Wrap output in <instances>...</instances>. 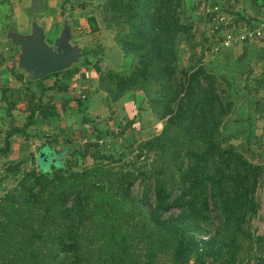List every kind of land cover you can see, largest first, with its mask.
<instances>
[{
  "label": "trees",
  "instance_id": "1",
  "mask_svg": "<svg viewBox=\"0 0 264 264\" xmlns=\"http://www.w3.org/2000/svg\"><path fill=\"white\" fill-rule=\"evenodd\" d=\"M102 13L132 63L125 71H100L98 90L108 105L142 91L163 129L138 142L135 161L84 151L70 137L62 151L53 147L58 138H47L30 154V170L22 168L28 159L10 161L0 182L15 176L17 183L0 201V264H264V234L252 228L264 164L240 149L244 142H232L261 139L248 111L264 91V77L248 84L240 76L256 63L264 76V46L245 41L239 55L222 46L204 61L212 44L198 26L206 17L196 21L185 0H105ZM88 20L91 32L100 30L95 15ZM199 28L203 45L196 41ZM182 43L203 47L183 68ZM83 52L79 63L50 75L70 79L99 54L89 46ZM53 86L31 98L3 88L7 115L23 98L28 114L23 126L12 121L0 158L11 154L13 136L40 137L31 127L49 106L44 95ZM236 111L240 117L230 118ZM149 154V163L138 164ZM87 157L93 164L77 169L78 158Z\"/></svg>",
  "mask_w": 264,
  "mask_h": 264
},
{
  "label": "crops",
  "instance_id": "2",
  "mask_svg": "<svg viewBox=\"0 0 264 264\" xmlns=\"http://www.w3.org/2000/svg\"><path fill=\"white\" fill-rule=\"evenodd\" d=\"M2 1L4 0H0V2ZM45 1L44 5V0H41L43 3L42 9L34 10V0H30V10L33 15L32 19L35 18L36 22L38 17L41 16L42 27L45 28L46 34L47 32L49 33V37L51 40L53 39L52 42L60 36L67 24L72 28L73 39L77 37L79 41L82 40L85 47H93V45L97 44L101 47V52H99L98 56L91 55L89 59L92 62L87 65H81L79 72L74 74L70 79H64L63 75H47L38 80H29L24 75V79L22 80L16 76L22 74L18 67V58L15 60L17 61L16 66L13 64L9 69L1 68L0 78H4V81L0 79V88L3 89L5 86H10L20 89L23 97L27 94L28 98H31L32 93L38 95V92H42L46 87L53 85L55 87L47 90L45 93L44 101L48 102L49 106L37 112L36 125L31 127L32 133L40 137L32 141V138L25 140L21 135L13 136L11 138L12 152L10 155H16L13 158L10 157L12 160H21V156H24L22 153L25 151L29 153L36 152L38 144L42 141H47V138L51 140L58 138L59 145L61 146L63 145V141L70 137L73 142L79 143L84 148V151L96 150L101 153L102 151L99 150L98 146L102 143L103 136L111 133L109 129L105 128L103 130L100 127L101 124L107 125V122L110 123L111 121L105 116H108L110 112L120 107L122 110L126 109V114L127 112L129 113V110L132 113L133 110L136 111L138 105L145 97V95L139 97L142 91L130 92L119 101L108 105L105 100L106 93L98 90L100 71L108 69L125 71L129 69L132 63L130 57L125 56L120 49L115 38V31L106 26L102 13L105 0ZM203 3L208 4V6L220 4L224 8V11L229 16H232L234 23L245 24L248 27H261L264 36V0H185L187 12L193 15L196 12V7L200 9ZM198 13L199 16H203L201 12ZM90 15H95L98 20L100 30L97 32H91L88 20ZM7 24L17 26V23L13 22V19H10ZM0 27H4L2 22H0ZM105 36L106 38L109 36V42H106ZM258 43L264 46V37ZM3 49L5 50V55L11 57L10 62L14 63L12 58L19 57V49L14 47L13 44H6ZM113 55L120 58L121 63L116 64L119 66H114V61L111 58ZM98 59L100 61L96 64ZM55 83H57L56 86ZM1 89L0 93L3 95ZM80 97L83 99L82 106H79L77 101ZM28 98H23L17 104L16 109L12 112L13 115L4 119L3 125L7 127L11 126L14 120L16 125L23 126L28 114L25 111L28 106ZM137 99H140V101L138 102Z\"/></svg>",
  "mask_w": 264,
  "mask_h": 264
},
{
  "label": "rangeland",
  "instance_id": "3",
  "mask_svg": "<svg viewBox=\"0 0 264 264\" xmlns=\"http://www.w3.org/2000/svg\"><path fill=\"white\" fill-rule=\"evenodd\" d=\"M45 3L46 1L44 0V5ZM206 6L209 7L208 4ZM185 8H186V5H185ZM30 9H31L30 0H4L0 2V22L4 24L3 28L0 27L1 28L0 29V71H1V68L9 69V67L13 64L16 66L17 61L15 60L18 58V57H16L15 59L12 58V60H14V63L10 62L11 57L6 56L5 50L3 49L6 46V44L7 45L9 43L12 44L11 39L7 36L9 32L8 29L11 23L7 24V22L10 21V19H13V22L17 23L16 27L19 33L21 34L29 33V31L31 30V26L33 24V19H34V18L32 19L33 15L31 14ZM198 10L196 11L201 12L203 14V4L200 6V9L198 8ZM41 21L42 19L40 16L38 17L37 22L38 24L42 26ZM201 25L198 27L202 28L203 26ZM200 28L197 31L199 35L196 41L203 45L204 44L203 32L200 30ZM46 35H47L46 37L47 43L53 44L52 42L53 39L51 40L48 32ZM263 37L261 38V40L263 39ZM104 38L106 39V42H109L110 40L109 36H107V38L105 36ZM72 43L78 44L83 49L85 47V44L83 43V41L82 40L79 41L77 37H74ZM3 45L5 46L2 48ZM202 45L197 46V48L194 50H191L186 43H182L180 55H179L180 56L179 63L182 68L189 66L191 62L190 61L191 58H196L200 55L201 49L203 48ZM259 45H261V43ZM13 46L16 47L15 45ZM243 47H244V43L231 47V48L235 55H239L243 51ZM93 49L101 52V47L97 44L93 45ZM206 49H207V46H206ZM206 53L207 54L205 56L204 61L213 59L215 52H211L210 49H207ZM127 57H130V56H127ZM111 58L114 61L113 63L114 66H119L116 64L121 63L120 58H118V56H115V55H113ZM130 59L132 61V57H130ZM7 60L9 61L7 62ZM252 68H253L252 71H246L241 76H240V73H238V75L243 78V82H246L249 84L255 78L258 79V78L264 77L262 63H256L252 66ZM0 79H2L1 81H4V78H0ZM5 87H10V86H5ZM2 90L3 89H1V92L3 93ZM141 93L142 94L139 97H142V95H145L143 92ZM263 95H264V91L263 89H261L259 91L258 96H256L255 104L250 109V111H248L251 113V115H253V121L251 124L252 126H254V133L256 136L260 137L261 139L259 140L257 138H254L251 142H246L244 139L241 138V139H233L232 142L235 145H239L241 142H244L245 145L243 147H240V149L245 151L246 154L249 157H251L253 161L264 164V100H263ZM137 101L139 102L140 99H137ZM238 101H239V104H237L236 106L237 108H239L240 104L242 105V102L244 101V99L239 98ZM146 102H147L146 98L144 97V100L138 105V108L136 109V111L133 110L132 113H131V110L128 109L129 113L127 112L126 114V109L122 110L121 107L120 108L118 107L119 109H116L115 111L113 110L114 113L112 111L109 113L108 116H105L109 118L108 120H111L110 123L107 122V125H109L110 127L107 126L106 124L105 125L101 124L100 127L103 128V130L105 128L109 129L111 133L103 136L104 139L102 143L99 144L100 146H98L99 150L102 151L101 153H107L110 155H114L116 157L121 156L123 157L125 161H135L137 159L136 154L138 151L137 150L138 142L148 139L152 136H156L161 133L163 126H164V122L159 120L157 117L153 116V112L150 107L148 108V104ZM8 103L9 102L4 101L2 99V95L0 93V146L4 145L6 131L10 127V126L7 127L6 125H3V123L5 122L4 119H7L8 117L7 112H6L7 105H9ZM240 115L241 114H239V112L236 111L233 113L232 116H230V118L237 119L240 117ZM52 137H55V136H52ZM33 140L34 139H32V141ZM45 142L46 141H42L40 144H38L36 148V152H34L35 154L38 152L40 147H44L43 144ZM53 147L56 149V151H60V150L62 151V149L64 148L63 145L60 146L59 143L56 144L55 142H53ZM22 154H24V156H21L22 159L23 158L28 159L27 163L22 165L23 170L32 169L35 165L33 164L30 158L31 153H29L28 151H25ZM15 155L16 154L10 155L7 158L5 157L0 158V177L5 175V172H6L5 168L10 163V161H15L10 158V157L13 158ZM152 157H153L152 154H149L148 156H143L139 160H137L138 164L149 163ZM78 162H79V166L76 168L82 169L86 165L93 164L94 160L92 159V157H87L86 159L78 158ZM16 183H17V178L15 176H10L6 178L5 180H3L2 182H0V201L3 195L8 190L13 188L16 185ZM140 190H141V186L137 183L134 191L135 193H138ZM256 197L258 201L260 202V209H259L258 215L254 217L252 220V228L257 234L263 235L264 234V175L262 176L260 180V185L258 187Z\"/></svg>",
  "mask_w": 264,
  "mask_h": 264
},
{
  "label": "water",
  "instance_id": "4",
  "mask_svg": "<svg viewBox=\"0 0 264 264\" xmlns=\"http://www.w3.org/2000/svg\"><path fill=\"white\" fill-rule=\"evenodd\" d=\"M41 0H34L33 9H42ZM198 21L199 13L193 14ZM7 36L13 45L19 48L18 67L29 80H38L47 75L65 71L79 63L83 57V49L73 44V33L70 25H65L53 44L46 41V30L33 19L31 30L27 34L18 32L16 26L9 27Z\"/></svg>",
  "mask_w": 264,
  "mask_h": 264
},
{
  "label": "built area",
  "instance_id": "5",
  "mask_svg": "<svg viewBox=\"0 0 264 264\" xmlns=\"http://www.w3.org/2000/svg\"><path fill=\"white\" fill-rule=\"evenodd\" d=\"M203 15L206 21L201 26L212 44L211 52L218 51L222 46L230 48L245 41H259L263 37L261 27L234 23L232 16H229L220 4L207 7L203 3Z\"/></svg>",
  "mask_w": 264,
  "mask_h": 264
}]
</instances>
